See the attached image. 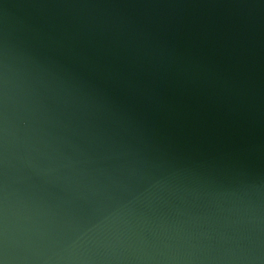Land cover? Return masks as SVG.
<instances>
[{"label":"water","instance_id":"1","mask_svg":"<svg viewBox=\"0 0 264 264\" xmlns=\"http://www.w3.org/2000/svg\"><path fill=\"white\" fill-rule=\"evenodd\" d=\"M0 264H264V0H0Z\"/></svg>","mask_w":264,"mask_h":264}]
</instances>
